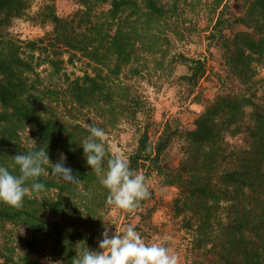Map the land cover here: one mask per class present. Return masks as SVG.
Listing matches in <instances>:
<instances>
[{
	"label": "rangeland",
	"instance_id": "1",
	"mask_svg": "<svg viewBox=\"0 0 264 264\" xmlns=\"http://www.w3.org/2000/svg\"><path fill=\"white\" fill-rule=\"evenodd\" d=\"M24 1L23 14L1 30L0 50L14 51L32 66L29 82L34 90L29 102L40 119L56 117L85 129L89 124L104 129L105 162L119 155L130 167V158L145 134L152 148L165 136L171 137L160 158L162 167L191 165L198 151L189 146L184 133L194 129L195 120L217 97L244 94L264 108V56L258 64L250 63L251 69L242 75L231 65L238 33L264 35L246 0H155L164 9L163 16L147 13L139 0V14L126 10L115 21L101 0H92L88 6L76 0ZM53 17L71 23L67 34L77 39L76 48L55 41ZM129 23H135L128 32L129 56L121 61L107 50L108 37ZM29 43L37 47L33 50ZM94 51L96 58L89 54ZM187 60L204 64V73L194 84L184 78L190 65ZM85 76L94 79L103 94L80 104L71 85ZM252 113L251 108L245 110L243 130L252 124ZM13 130L8 136L11 145L0 152V165L19 175L12 158L42 145L29 126ZM226 141L231 153L247 149L250 143L246 133ZM60 154L50 153V161L57 162ZM224 159L220 169L229 162V155ZM256 159L264 172V149L258 150ZM86 166L93 180L77 188L68 189V183L50 175L51 166L45 165L46 173L39 178L44 191H29L19 208L0 202L1 212L29 214L40 221L36 232L23 215L0 220V264H74L86 248L99 250L106 225L110 235H123L132 226L146 244L168 247L178 264H218L207 249L196 248L193 230L185 228L191 216L176 210L179 190L166 185L147 164L136 171L130 167L145 176L150 192L131 213L108 204V190ZM55 203L60 207L56 213ZM52 224L62 229L58 240L50 231Z\"/></svg>",
	"mask_w": 264,
	"mask_h": 264
},
{
	"label": "trees",
	"instance_id": "2",
	"mask_svg": "<svg viewBox=\"0 0 264 264\" xmlns=\"http://www.w3.org/2000/svg\"><path fill=\"white\" fill-rule=\"evenodd\" d=\"M76 1L88 6L92 0ZM138 1L101 0L110 7L111 21L121 19L126 10L139 14ZM246 1L250 5V12L258 19L257 23L264 28V0ZM142 2L150 15L165 14L155 0ZM25 10L24 0H0V45L2 28L11 19L19 18ZM52 23L55 26V41L64 47L76 48L77 39L69 35L71 23L57 17H53ZM134 25L135 23H129L128 28L121 25L117 32L108 37L107 50L121 61L129 56L131 38L128 32ZM259 35L260 37H255L247 32L236 35L238 50L231 56V65L238 69L240 75L251 69L250 63L258 64L263 59L264 35ZM35 44L29 43L28 46L34 50L37 47ZM78 48L88 51L87 48ZM89 54L95 58L98 56L97 51ZM187 61L190 65L188 75L184 78L194 84L203 75L204 64L199 60ZM115 69L118 72L119 67L116 66ZM33 72L30 63L16 52L5 53L0 50V152L11 145L12 141L8 136L15 132L13 129L27 125L42 146L48 145L49 154L61 152L66 156L69 167L81 181L79 184L68 183L67 188H77L93 180L81 147L90 133L88 129L60 118L40 119L37 116L35 106L29 102V96L34 90L29 82V75ZM71 88L80 104L97 100L103 94L100 85L88 76L82 81L73 82ZM106 98L103 97V100ZM247 108L253 110L252 124L243 130ZM242 133L247 134L249 146L243 151L231 153L226 139ZM184 136L189 146L195 152L198 151L191 165L183 163L176 169L162 167L160 158L171 142V137L165 136L152 148L144 134L135 154L130 158V167L136 171L147 164L164 179L166 185L179 190L175 207L179 214L190 213L191 217L184 222V226L193 230L197 249H207L218 264H264V197L259 195L264 194V172L256 159L258 150L264 149V108L244 94L219 96L205 107L195 120L194 129L184 133ZM226 154L230 160L220 169L222 161L226 162ZM59 208L58 203L52 205L55 213ZM22 215V219L34 231L40 230V221L29 214L0 211V220H13ZM50 231L55 233L56 240L62 235V229L56 224L51 225Z\"/></svg>",
	"mask_w": 264,
	"mask_h": 264
},
{
	"label": "clouds",
	"instance_id": "3",
	"mask_svg": "<svg viewBox=\"0 0 264 264\" xmlns=\"http://www.w3.org/2000/svg\"><path fill=\"white\" fill-rule=\"evenodd\" d=\"M87 127L90 134L83 140L81 147L87 165L100 177L102 185L109 192L108 204L133 212L141 201L150 196L145 176L132 170L122 156L117 155L105 162L104 129L91 124ZM12 159L19 168V175L12 174L8 167L0 165V202L9 206L19 208L29 191L39 193L45 190V184L39 182V178L46 173L45 165L51 166L49 174L59 181L81 183L73 169L66 166L63 153L57 162L50 161L48 145L27 153H18ZM74 264H178V257L166 246L146 244L130 225L123 235H110L106 225L99 250L86 248Z\"/></svg>",
	"mask_w": 264,
	"mask_h": 264
}]
</instances>
